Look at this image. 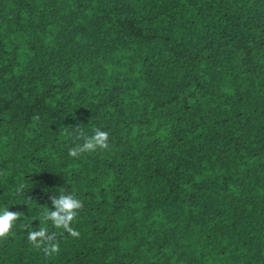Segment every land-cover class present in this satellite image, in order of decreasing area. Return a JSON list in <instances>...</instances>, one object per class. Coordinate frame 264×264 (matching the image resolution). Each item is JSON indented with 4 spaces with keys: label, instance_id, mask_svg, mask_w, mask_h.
Segmentation results:
<instances>
[{
    "label": "trees",
    "instance_id": "16d2710c",
    "mask_svg": "<svg viewBox=\"0 0 264 264\" xmlns=\"http://www.w3.org/2000/svg\"><path fill=\"white\" fill-rule=\"evenodd\" d=\"M2 208L0 264H264V0H0Z\"/></svg>",
    "mask_w": 264,
    "mask_h": 264
},
{
    "label": "clouds",
    "instance_id": "9594fccd",
    "mask_svg": "<svg viewBox=\"0 0 264 264\" xmlns=\"http://www.w3.org/2000/svg\"><path fill=\"white\" fill-rule=\"evenodd\" d=\"M83 144L77 145L69 150L71 156H77L83 152H93L97 149L104 150L109 147V133L105 130L97 128L90 136H83ZM52 203L56 211H47L46 219L52 222L55 229H59L68 233L71 237H79L80 233L72 226L73 221L78 217L80 210L83 207L81 199L76 198L73 194H61L59 197L52 199ZM20 212L9 211L7 208L0 209V240L6 239L15 222L18 220ZM47 229L41 227L37 231H30L28 241L36 248L43 247L47 256H53L60 251L58 241L52 236H46Z\"/></svg>",
    "mask_w": 264,
    "mask_h": 264
}]
</instances>
